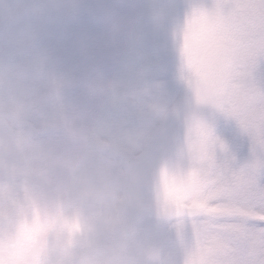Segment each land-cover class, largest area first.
I'll return each instance as SVG.
<instances>
[{
    "label": "bare ground",
    "instance_id": "bare-ground-1",
    "mask_svg": "<svg viewBox=\"0 0 264 264\" xmlns=\"http://www.w3.org/2000/svg\"><path fill=\"white\" fill-rule=\"evenodd\" d=\"M89 1L67 0L68 3L80 2L87 6ZM260 4L251 5L249 10L260 9ZM87 13L86 9L82 16ZM98 21L106 25L109 17L100 14ZM61 24H53L45 30L33 28L26 36V42L35 48V67L43 63V67L36 69L48 66L45 74L48 91L33 100V106L46 107H42L16 136L18 163H5L3 142L0 139V163L6 165L5 170H10L8 177L12 173L6 184L0 182V229L5 228L8 234V237L0 235V248L8 246L15 249V264H43V250L56 245L98 253L95 257H82L81 264H155L148 263L157 253L156 241L150 234V223L138 225L135 232L124 240L114 230L111 240L110 234L97 232L92 225L85 224L79 213H54L52 207L58 203L61 189L48 187L47 190L36 191L32 187L34 174L45 182H59L65 188L63 174L77 173L85 188H98L102 195L115 200L117 180H111L108 186L96 183L102 176L111 174L107 164L99 163L103 158H118L119 152L125 150L116 143L115 138L119 135L128 139L126 147L138 145L143 139L140 134L146 135L149 130L146 127L147 116L156 114L154 110L158 105L150 102L156 87L161 83L156 63L159 56L154 45L150 57H146L141 44L120 64L105 68L102 61L118 51L119 45L126 49L130 43L131 37L126 29L121 27L116 30L106 39L104 51L97 53L91 50V41L84 40L82 31L62 38L63 33L71 32V27ZM53 31L57 32L54 36L59 39L60 45L52 40ZM231 35L243 43L240 49L245 60L241 77L247 78L237 82L244 89L241 91L243 101L239 98L234 100L235 116L226 120L225 114L221 122L231 126L232 132L225 135L216 127L209 133H191L158 194L161 206L179 203L200 210L197 215L176 220L177 223L181 222V229H168L159 245L160 249L169 248L170 251L164 256L167 259L174 255L171 250L179 247L180 240L185 239L186 250L180 254L181 264H185L189 250L195 253L193 249L202 248L215 256L224 250L232 251L233 257L227 259L225 264H264V232L247 229L243 223L246 220L264 221V215L252 207L224 203L230 188L227 185L223 191L225 182L221 178V170L228 171L234 159L231 151L235 147L234 137L239 134L251 140L260 136V129L264 126V115L258 118L260 113L264 114V90H261L253 76L254 68L264 59V16L254 26L248 24L241 29L240 34L232 31ZM222 38V34L215 36V39ZM73 69L77 70L75 74L72 73ZM80 81L86 83L87 94L69 92L65 101L61 93ZM168 82L169 77L164 75L163 86ZM181 95L182 90L179 89L176 103L168 107L169 112L177 105ZM69 105L83 110L84 119L71 117L68 114ZM225 109L227 111L228 108ZM24 111L26 106L16 109L17 114ZM54 128L59 131L54 132ZM78 130L83 131V137L93 140L99 148L86 151L81 138L75 136ZM102 144L115 154L104 152L100 148ZM55 146H60L62 151L52 155L49 150ZM34 156L58 164L62 173L54 174L49 163L30 166L28 161ZM184 176H194L197 180L193 185L188 183L187 187L183 186L187 190L184 193L185 200H181L182 194L177 189V183L180 184ZM238 179L237 189L244 201L254 204L264 201V193L254 190L249 177L241 174ZM152 218L159 223L164 220ZM219 218H229L233 222L212 223V220ZM241 230L243 233H240ZM121 252L125 254V261L119 259ZM131 256L141 261L137 263Z\"/></svg>",
    "mask_w": 264,
    "mask_h": 264
},
{
    "label": "clouds",
    "instance_id": "clouds-1",
    "mask_svg": "<svg viewBox=\"0 0 264 264\" xmlns=\"http://www.w3.org/2000/svg\"><path fill=\"white\" fill-rule=\"evenodd\" d=\"M87 5L80 2L68 3L67 0H8L0 5V139L3 142V158L6 164L18 163V147L16 136L22 127L28 125L40 111L41 106H33L37 96H43L48 91L46 73L48 66L36 69L33 53L34 46L26 42L27 33L33 29L45 30L56 23L70 24L78 21L87 9ZM139 14L130 27L144 29L142 45L146 57L151 56L153 37L161 33L170 16L172 5L170 0H139L129 5L126 11ZM158 65V79L161 83L154 91V98L150 102L165 106L170 103L162 83L164 77L163 59L156 61ZM76 69L72 70L75 74ZM69 92L86 95L87 85L80 81L61 93L67 101ZM18 106H26V111L17 114ZM68 114L76 119H84V111L69 105ZM146 127L162 128V121L158 113L151 114L146 120ZM54 132L59 129L54 128ZM37 139H40L37 137ZM62 151L60 146L49 150L52 155ZM42 163H49L40 156H34L28 161L30 166L36 167ZM51 171L62 173L58 164L49 163ZM54 178V177H53ZM65 193H61L56 205L57 211L65 213H79L83 222L90 224L97 232L111 234L115 229L123 226V221L113 215L111 208L116 202L112 197L102 195L98 188L87 189L82 178L77 173L63 174ZM97 185L103 183L96 181ZM31 184L34 190L44 191L48 185L37 175L32 176ZM147 206L137 217L138 225L143 226L153 222V218L145 215ZM96 252L86 249H73L64 245L45 248L41 254L43 264H81L85 256H97ZM164 251H161L160 264H164ZM17 254L15 249L5 246L0 248V264H15Z\"/></svg>",
    "mask_w": 264,
    "mask_h": 264
},
{
    "label": "rangeland",
    "instance_id": "rangeland-1",
    "mask_svg": "<svg viewBox=\"0 0 264 264\" xmlns=\"http://www.w3.org/2000/svg\"><path fill=\"white\" fill-rule=\"evenodd\" d=\"M97 4H101L104 6V9L102 11H98V8H89L87 7L88 13L86 16H81V18L70 24L62 23V26H70L71 32L70 33H63L62 38L69 37L71 35L76 34L79 31H82L83 37L85 41H91L90 47L91 50L97 53H101L104 51V44L106 42V39L115 33L116 30L122 28H125L128 32L129 36L131 37V41H135L137 36L141 35L144 32V29L137 27L135 30L131 29V25L135 23V20L139 14V10L136 11L135 14L130 13L126 11V8L129 5H132L134 3L139 2V0H133L132 2H127L126 0H108V2H105V0H94ZM173 0H170L172 5V10L170 14H172L176 8V4L173 2ZM182 2L181 4L184 5L182 13H179V18L177 20L176 26L177 30L179 32V37L185 41H191L195 39L196 37H205L207 40H212L215 38L216 35L222 34L224 39H228L232 42L234 47V59H233V65L232 70L230 74V81L228 82L227 86V92H226V101H225V107H227V111L225 109L224 116L226 114V120L231 119L235 116V104L234 100L236 98H239L243 101L241 98L242 94L241 91L244 89L241 86L237 85L238 80H247V78H242L241 70L242 65L244 62V58L241 53V46L243 45L241 40H235L232 38L231 32L234 31V33H241V29H243L245 26L249 24L255 25V22L264 16V0H224L222 3H217L216 0H179ZM223 1V0H222ZM0 3L3 5L5 3H8V0H0ZM261 3L260 9H253L249 10V7L251 5H257ZM180 4V3H179ZM235 9V15L233 18H231L232 22H228L227 20H224V22L220 21V15L223 13H226L228 9ZM90 9V10H89ZM262 12L260 14V12ZM100 14H105L109 17V22L104 25L100 21H98V17ZM228 14V13H227ZM225 14V15H227ZM55 33L56 31L52 32V40L55 41L58 45H60V41L58 38H56ZM207 34V35H206ZM160 34H157V37H153V44L155 47L160 45ZM129 45V44H128ZM72 47V46H71ZM128 47V46H127ZM126 47V48H127ZM119 50H125L123 48V45H119ZM156 53L163 59V67H164V75L169 77V82L164 86L166 96L168 100L170 101L169 104L165 106L157 105L156 109L154 110L155 113H158L160 115L161 121L162 118L165 117V115L169 112L168 107H172L177 100V92L173 91V82L177 89H181L184 86V83L191 77L193 74L197 63L199 59L198 53H194V56L190 59H174V66L169 69V65L167 63V59L160 55L158 48L156 47ZM40 61V60H39ZM43 67L42 64H38L36 68ZM108 68V67H105ZM251 81V79H250ZM264 115L260 113L258 118H261V116ZM149 116H147L148 118ZM155 129L149 128L146 135L143 133L140 134L142 136V141L134 146V147H126V145L129 144V141L127 138L122 136H117L115 138L116 143H118L119 148L125 149L123 151H127L128 153L137 156L139 155L146 145L149 143L150 138L153 134ZM84 132L81 130L76 131L75 136L78 138H81V142L83 143L84 148L86 149H92L96 150L94 148H99V145L95 144L93 140H87L83 136ZM101 147V146H100ZM100 161V165L107 164L108 169L111 174L107 176H102L101 180L103 181L104 186H108L111 182V180H117V197L115 199V205L114 209L112 211L113 215H117L118 206L120 203V200L122 198L123 193L127 190V181L124 173V169L122 167V164L118 158L108 157L103 158ZM5 164L0 163V182L3 184H6L9 180V177H11V174L9 177L7 176V173L9 174L10 170H5ZM96 170L95 168H93ZM240 175H237L236 177H239ZM197 180V177L194 176H184L181 178V183H177V189L180 190L182 196L181 200H185L184 193L187 190V184H194ZM42 182L46 183L49 188H59L61 189V193H65V188H62L59 182L50 181L45 182L42 180ZM227 183L224 184L223 191L227 188ZM183 186H186L183 188ZM7 221V219L5 220ZM150 223V234L154 237L156 243H155V249L156 252L148 263L154 262L155 264H160L161 260V251H164L165 254L170 251L169 248H163L160 249L159 245L162 243V241L165 238V232L168 229H181V222H172L163 220V222L159 223L153 219V222ZM116 231V229H115ZM0 235L3 237L4 235L8 237L7 231L5 228L0 229ZM110 239L112 240L113 236L112 233L109 235ZM186 240L182 239L180 240V246L171 250L172 253H174L173 256L164 259V264H181L182 259H180V254L186 250ZM123 248V247H122ZM203 249V248H202ZM194 250L191 252L189 250V253L187 254L186 260H184L185 264H210L213 260L215 263L213 264H225L226 260L233 257V252L224 250L220 252L217 256L214 254L212 255L211 251H205V250ZM135 262L139 263L141 260L136 259L133 256H131ZM119 259L121 261H125V254L123 252L120 253ZM212 264V263H211Z\"/></svg>",
    "mask_w": 264,
    "mask_h": 264
},
{
    "label": "water",
    "instance_id": "water-1",
    "mask_svg": "<svg viewBox=\"0 0 264 264\" xmlns=\"http://www.w3.org/2000/svg\"><path fill=\"white\" fill-rule=\"evenodd\" d=\"M135 44L131 46L133 49ZM201 57L192 77L186 82L179 103L162 121V128L156 129L144 151L133 156L120 152L126 171L128 189L119 205L118 217L123 226L117 228L121 237H130L138 224V213L147 206L145 215L167 220L197 215L200 211L178 203L160 206L158 192L166 175L179 156L186 139L193 132L208 133L220 124L224 112L226 87L230 79L233 48L229 42L213 41L201 50ZM167 53V50H164ZM125 55L116 52L105 60L110 66L120 63ZM252 141L259 144L260 136ZM103 151L113 150L102 144ZM241 163L250 159L247 148L237 153ZM237 188L238 179L233 178ZM54 211L59 213L62 211Z\"/></svg>",
    "mask_w": 264,
    "mask_h": 264
},
{
    "label": "snow or ice",
    "instance_id": "snow-or-ice-1",
    "mask_svg": "<svg viewBox=\"0 0 264 264\" xmlns=\"http://www.w3.org/2000/svg\"><path fill=\"white\" fill-rule=\"evenodd\" d=\"M177 11L182 13L184 5L177 4ZM167 63L169 69L174 66V58L168 57ZM255 81L259 84L261 90H264V59L260 60L253 71ZM173 91H179L173 82ZM218 130L223 134L227 135L232 132V128L229 125L223 123L218 124ZM260 143L256 144L248 137L240 136L239 134L234 137V150H231L234 159L230 164L228 171L221 170L222 181L227 183L230 192L226 195L224 203L233 204L238 207H252L256 212L264 215V201L260 204H254L251 201H244L241 198L240 191L233 184L234 176L244 174L249 177L252 181L254 190L264 193V126L260 129ZM247 148L250 152V159L246 163H241L238 159L237 153ZM215 203V202H213ZM233 222L229 218H219L212 220L213 224H226ZM245 227L251 230H260L264 232V221L246 220L243 221Z\"/></svg>",
    "mask_w": 264,
    "mask_h": 264
},
{
    "label": "flooded vegetation",
    "instance_id": "flooded-vegetation-1",
    "mask_svg": "<svg viewBox=\"0 0 264 264\" xmlns=\"http://www.w3.org/2000/svg\"><path fill=\"white\" fill-rule=\"evenodd\" d=\"M107 2V0H105ZM128 2H131L132 0H127ZM175 3L178 4V0H175ZM91 6H96L92 3ZM100 6V4H99ZM223 13L220 15V21L224 22V20H227L228 22H232L231 18L234 16L233 9L228 10V14ZM179 18V14H177V11L170 14L169 20L164 28V30L159 33L162 36L161 42H165V45H161L160 49L164 46H167L169 49V55L166 56L172 57V58H179V59H188L193 57L194 53H198L199 50L196 48V39L191 40L190 42H184L177 33V20ZM145 31V30H144ZM157 35H154V37Z\"/></svg>",
    "mask_w": 264,
    "mask_h": 264
}]
</instances>
